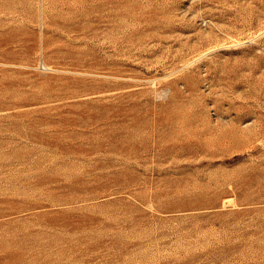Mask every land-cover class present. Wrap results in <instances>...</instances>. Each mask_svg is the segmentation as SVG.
Wrapping results in <instances>:
<instances>
[{
    "label": "rangeland",
    "instance_id": "1",
    "mask_svg": "<svg viewBox=\"0 0 264 264\" xmlns=\"http://www.w3.org/2000/svg\"><path fill=\"white\" fill-rule=\"evenodd\" d=\"M0 264H264V0H0Z\"/></svg>",
    "mask_w": 264,
    "mask_h": 264
}]
</instances>
